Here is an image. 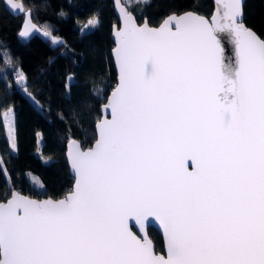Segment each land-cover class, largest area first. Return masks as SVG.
<instances>
[{"label":"snow or ice","instance_id":"snow-or-ice-1","mask_svg":"<svg viewBox=\"0 0 264 264\" xmlns=\"http://www.w3.org/2000/svg\"><path fill=\"white\" fill-rule=\"evenodd\" d=\"M133 3L120 4V76L104 105L111 119L96 124L92 147L71 141L76 182L64 198L4 193L0 264H264V39L237 20L241 0L225 4L223 22L188 13L159 29L137 24ZM7 4L27 16L20 37L40 31L31 10ZM224 31L235 36L234 66L222 63ZM16 76L42 108L25 74ZM152 219L166 256L147 239Z\"/></svg>","mask_w":264,"mask_h":264},{"label":"trees","instance_id":"trees-1","mask_svg":"<svg viewBox=\"0 0 264 264\" xmlns=\"http://www.w3.org/2000/svg\"><path fill=\"white\" fill-rule=\"evenodd\" d=\"M20 1L26 11L31 10V22L62 43L54 45L40 32L20 37L27 16H13L0 0V76H4L0 79V160L9 174L0 170V200L10 189L57 199L74 185L66 159L68 141L92 146L100 108L117 84L112 29L118 18L112 0ZM130 9L139 22L148 19L151 25H159L167 15L190 10L209 17L214 5L212 0H150L134 3ZM244 12L245 23L264 39V0H246ZM93 17L99 19L95 27L89 26ZM17 72L25 74L28 91L42 108L16 83ZM10 109L15 113L16 152L11 150L3 119ZM149 235L156 250L163 251L158 230L150 227Z\"/></svg>","mask_w":264,"mask_h":264},{"label":"water","instance_id":"water-1","mask_svg":"<svg viewBox=\"0 0 264 264\" xmlns=\"http://www.w3.org/2000/svg\"><path fill=\"white\" fill-rule=\"evenodd\" d=\"M112 1H113V6H114L115 13H116L117 18H118V23H115L114 26H113V29H112V39H113V42H114V47L112 49V57H113L114 65H115V68H116L117 84H118L119 76H120V69H119V63H118V61L116 59V56H115V53H114V49L116 47H118V37L116 36V31H117V29H119V28H121L123 26V17H122V13L120 11V4H124L125 6H127V4L123 0H120L119 4L116 3L115 0H112ZM3 2L5 4L6 9L9 11L10 14H12L15 17L21 16L20 12L11 10L10 5L7 4V0H3ZM14 2L22 3L20 0H14ZM212 2H213V5H214V10H213L211 16H209V17L206 16V15L200 14L197 11L190 10V11H186V12H183V13H180V14L172 13L170 15H167L161 21V23L159 25H151L149 23L148 19H145L143 22H139L137 17H136V15H135V13L131 9H129V10H131L133 12V15H134V17L136 19V23L139 26H144L146 24L148 27L154 28V29H159L164 24V22L169 19V17H177V18L178 17H183V16H185L188 13H192V14H194L196 16H203L209 21H212L213 17H215L217 19H220L223 22V15H224V12L226 11V8L224 6H225V4L230 3V0H212ZM245 2H246V0H241V5H242L241 13L242 14H241V16L237 17V20L242 22L247 29H249L252 32H254L259 38L263 39L254 29H252L251 27H249L245 23V12H244ZM24 9H25V7H24ZM170 27L173 30H175V28H176L175 20L172 21V23L170 24ZM216 35H217V38L220 41V46H221V49H222V52H221L222 63L234 66L235 63H236V60H237V47H236V41H235L234 34L228 32V31H224V32H219ZM112 91H111V93H112ZM111 93L109 94V96L111 95ZM109 96H108V98H109ZM108 98H107V101L100 108L101 118H100L99 121H102L103 119H111V110L104 108V105H106L108 103ZM96 133H97V138H98L97 128H96ZM72 140H75L80 145V147L83 148V146L81 145L79 140H77V139H72ZM72 140L68 141V143H67L66 159H67V162L69 164L70 172H71L72 176L74 177V185H73V189H72V191H73L74 190V186H75V182H76V173H75V170L72 168V153L74 151L73 145L71 143ZM94 143L92 144V146L94 145ZM92 146H90V147H92ZM90 147H88V148H90ZM83 149H87V148H83ZM188 164H189V169L192 170V168H191L192 162L189 161ZM71 192H69V193H71ZM20 194L23 195V196H27V197H29L31 199H38V200L55 199V198H52V197L38 198V197H31V196H28V195H25V194H22V193H20ZM64 197H60V198H57V199H62ZM0 202H3V201L0 200ZM129 224H130V226L134 225V221H129ZM150 227H154L161 234V236L163 238V243H164V250L163 251H157L156 250L155 243H154V241L152 240V238L149 235V228ZM132 230L138 236L143 237L144 233L140 232L137 227H133ZM146 235H147V239L151 241L153 249L156 252V254L157 255L166 256L167 255V247H166L167 238H166V235L164 233V230H163L162 226L159 224L158 221H155L154 219L151 220L150 224L147 227ZM0 258H2V255H0Z\"/></svg>","mask_w":264,"mask_h":264},{"label":"rangeland","instance_id":"rangeland-1","mask_svg":"<svg viewBox=\"0 0 264 264\" xmlns=\"http://www.w3.org/2000/svg\"><path fill=\"white\" fill-rule=\"evenodd\" d=\"M126 4H127V0H123ZM150 0H147V2H149ZM140 2H145V0H140ZM134 4V3H133ZM132 4V5H133ZM87 27V26H86ZM38 28V27H37ZM39 29V28H38ZM43 31L44 30H42V29H40V33L42 34L43 33ZM59 40L61 41V38H59ZM9 111V110H8ZM7 111V112H8ZM10 117H11V119H12V122H13V125H14V130L11 132V133H9V129H8V121L7 120H5V124H6V128H7V132H8V139H9V141H10V146H11V150L13 151V152H16L17 151V145H16V134H15V113H14V115H12L11 113H10ZM13 143H15V145H16V147L15 148H13L12 147V144ZM3 166H4V164H3ZM4 169H6L5 168V166H4ZM7 170V169H6ZM7 176L9 175L8 174V171H7V174H6ZM32 178L36 181V183H37V185H39V187H42V184H41V181L37 178V177H35V176H32Z\"/></svg>","mask_w":264,"mask_h":264}]
</instances>
